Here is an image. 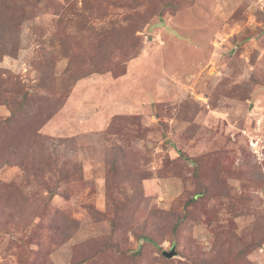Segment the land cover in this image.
<instances>
[{
	"label": "rangeland",
	"instance_id": "rangeland-1",
	"mask_svg": "<svg viewBox=\"0 0 264 264\" xmlns=\"http://www.w3.org/2000/svg\"><path fill=\"white\" fill-rule=\"evenodd\" d=\"M0 264H264V0H0Z\"/></svg>",
	"mask_w": 264,
	"mask_h": 264
},
{
	"label": "water",
	"instance_id": "water-1",
	"mask_svg": "<svg viewBox=\"0 0 264 264\" xmlns=\"http://www.w3.org/2000/svg\"><path fill=\"white\" fill-rule=\"evenodd\" d=\"M165 255H167L168 257H172L174 255V251L168 253V252H165Z\"/></svg>",
	"mask_w": 264,
	"mask_h": 264
}]
</instances>
